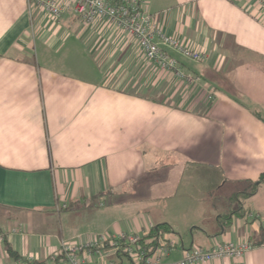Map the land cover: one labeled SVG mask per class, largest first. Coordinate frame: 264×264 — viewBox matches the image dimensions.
I'll return each mask as SVG.
<instances>
[{
	"label": "crops",
	"instance_id": "0c3cea01",
	"mask_svg": "<svg viewBox=\"0 0 264 264\" xmlns=\"http://www.w3.org/2000/svg\"><path fill=\"white\" fill-rule=\"evenodd\" d=\"M141 1L206 57L168 49L182 75L160 71L108 21L0 0V264H62V242L141 237L159 223L174 244L163 263L249 241L199 264H264V184L228 203L264 171V12L258 0ZM223 189L222 211H181L216 207L210 191ZM239 202L247 213L221 227ZM79 259L127 263L104 244Z\"/></svg>",
	"mask_w": 264,
	"mask_h": 264
},
{
	"label": "built area",
	"instance_id": "2783aa9c",
	"mask_svg": "<svg viewBox=\"0 0 264 264\" xmlns=\"http://www.w3.org/2000/svg\"><path fill=\"white\" fill-rule=\"evenodd\" d=\"M28 5L41 9L52 19L57 20L63 13L70 12L82 22L91 24L97 20L108 21L120 33L134 40L144 58L160 71H175L182 75L178 62L170 55L172 49L193 61L206 57L205 52L185 44L176 37L167 35L155 22L143 6L141 0H27ZM258 5L264 12V0H258ZM198 78H188L189 83L197 82ZM103 205V203H99ZM123 241V252H126V264H199L224 257H237L250 250L253 245L249 241L233 243L230 241L215 243L205 249L192 246L182 250V257L171 263H163L162 257L167 256L174 248L171 242L162 243L147 255L140 245L138 235L124 234L100 235L83 243H61L62 264H81L79 254H91L100 245L118 248ZM55 264V263H53Z\"/></svg>",
	"mask_w": 264,
	"mask_h": 264
},
{
	"label": "trees",
	"instance_id": "16d2710c",
	"mask_svg": "<svg viewBox=\"0 0 264 264\" xmlns=\"http://www.w3.org/2000/svg\"><path fill=\"white\" fill-rule=\"evenodd\" d=\"M260 184H264V171H262L259 174V176L257 177L255 181L249 180V181L243 182L242 187L237 192L234 193V196L228 199V203H231V202L233 203L234 201H238V200L240 201V199H245L247 197L252 196L257 191L258 186ZM246 213H247L246 210L241 207V204L239 202V204L232 206V208H230V210L227 213L221 215L220 217L221 227L228 225L230 223L231 215L241 216ZM168 232H171L170 226L166 223H159V224L151 226L149 231L145 235L140 237V241H139L140 245L142 246V248L144 249L147 255H150L155 250V248L159 246L160 244L168 242V240L164 238V234ZM259 236L262 239H264V230L259 233ZM105 246L111 247L107 244ZM123 246H124L123 241H120L118 248L111 247L113 249H116V253L117 255H119L120 258L122 256L127 257L126 252H123L122 250ZM97 248L98 247L94 249L96 250ZM7 251L10 255H15V252L12 251L10 248H8ZM58 258L59 257H56V261ZM29 264H51V263H46L45 261H41V262L32 261V262H29Z\"/></svg>",
	"mask_w": 264,
	"mask_h": 264
},
{
	"label": "rangeland",
	"instance_id": "374dc122",
	"mask_svg": "<svg viewBox=\"0 0 264 264\" xmlns=\"http://www.w3.org/2000/svg\"><path fill=\"white\" fill-rule=\"evenodd\" d=\"M27 4H28V1H27ZM103 38H104V40H106V37H103ZM210 192H211L210 195L213 196V200H216V202H215V204H216L215 206L216 207H213V206L209 207V206H204V205L200 204V205H194V206L188 207V208H181V211L183 213L188 214V215L191 214V213L197 214L198 212H200V213L203 212L206 215H211V213L214 212V210H216V212L218 213L219 211H222L223 209H225V207L223 206L221 200H219V196L221 194H223L225 192V190L223 189V190H219V191L217 190V191H210ZM246 204L248 205L249 203L247 202ZM173 239H175L177 242L180 241L179 236H176V235L173 236ZM68 243H76V244H78V243H81V242L78 241V240H74V241L71 240V241H68ZM110 255H112V254L110 253ZM110 255H108V256H110ZM108 256H106V257H108Z\"/></svg>",
	"mask_w": 264,
	"mask_h": 264
}]
</instances>
